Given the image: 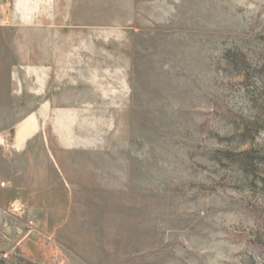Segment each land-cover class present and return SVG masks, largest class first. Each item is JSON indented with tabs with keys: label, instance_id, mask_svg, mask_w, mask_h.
<instances>
[{
	"label": "rangeland",
	"instance_id": "obj_1",
	"mask_svg": "<svg viewBox=\"0 0 264 264\" xmlns=\"http://www.w3.org/2000/svg\"><path fill=\"white\" fill-rule=\"evenodd\" d=\"M0 138V264H264V0H0Z\"/></svg>",
	"mask_w": 264,
	"mask_h": 264
},
{
	"label": "crops",
	"instance_id": "obj_2",
	"mask_svg": "<svg viewBox=\"0 0 264 264\" xmlns=\"http://www.w3.org/2000/svg\"><path fill=\"white\" fill-rule=\"evenodd\" d=\"M34 131H35V129H33L32 132H31L28 136L33 135V134H34ZM2 139H3V138H0V142L2 141ZM20 140H21V138H19V141H20ZM22 140H23V139H22ZM17 146H18V145H17ZM18 147H20V146H18ZM0 168H3V167L1 166V164H0ZM2 179H3V175H2V173L0 172V182H1ZM10 191H11V190H10L9 188L0 187V206L3 205V204L6 202L8 196H10V194H11Z\"/></svg>",
	"mask_w": 264,
	"mask_h": 264
},
{
	"label": "trees",
	"instance_id": "obj_3",
	"mask_svg": "<svg viewBox=\"0 0 264 264\" xmlns=\"http://www.w3.org/2000/svg\"><path fill=\"white\" fill-rule=\"evenodd\" d=\"M260 246L264 248V244H260Z\"/></svg>",
	"mask_w": 264,
	"mask_h": 264
}]
</instances>
